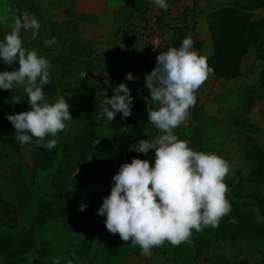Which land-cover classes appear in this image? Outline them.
Masks as SVG:
<instances>
[{"label": "clouds", "instance_id": "9594fccd", "mask_svg": "<svg viewBox=\"0 0 264 264\" xmlns=\"http://www.w3.org/2000/svg\"><path fill=\"white\" fill-rule=\"evenodd\" d=\"M153 2L168 10L166 0ZM5 11L15 15L11 8ZM6 20L7 16L0 15V23ZM40 28L34 15L28 12L15 15L10 32L0 41V58L5 65L18 64V67L0 71V89L12 91L17 85L23 87L31 106L29 110L7 115L19 145L23 147L35 138L38 146L51 150L57 145L54 137L66 131L67 122L73 118L65 97L51 103L46 100L43 89L51 83L52 63L24 46L22 30L31 31V39L35 40ZM171 36L169 33L168 38ZM56 42L52 37L44 44L51 47ZM193 45L194 40L186 36L178 48L159 52L156 66L145 74L144 86L150 99L143 98L156 106L148 110V122L159 134L132 143L130 149L144 154L154 150V165L139 157L122 163L112 177L110 194L98 208V215L106 216L104 223L109 233L119 234L123 241L139 246L145 255H151L154 248L165 242L173 246L191 243L193 230L199 233L207 227H218L220 220L231 213L229 187L225 182L230 163L215 153L194 150L188 141L175 134V129L188 120L196 106V93L214 74L209 58ZM135 79L131 72L126 74V80ZM103 104L108 121H113L117 113L122 114V119L129 117L133 97L128 84L115 85L110 97L105 93ZM85 207L81 204L79 210ZM230 222L236 221L230 218ZM53 264H60L59 259Z\"/></svg>", "mask_w": 264, "mask_h": 264}, {"label": "trees", "instance_id": "16d2710c", "mask_svg": "<svg viewBox=\"0 0 264 264\" xmlns=\"http://www.w3.org/2000/svg\"><path fill=\"white\" fill-rule=\"evenodd\" d=\"M263 7L264 0H247L244 5L234 2L207 12V32L212 46V54L208 58L210 66L214 69L213 76L223 79L240 78L243 60L251 46H255L256 58L264 60V16L254 15V11ZM26 8V0H21V4L15 5V15L26 12ZM192 11L193 9H187L186 13L192 26L174 30L179 46L184 39L183 33L188 29H194V21L190 14ZM54 27V24L51 23V37H55L57 41L53 46H57L59 52L56 57H52L51 61L60 64V78L55 82L50 74L51 83L44 86L43 90L46 97L53 96L57 90L66 94V100L71 105L69 111L73 118L75 130L67 139L57 142L56 147L51 150L38 146L35 138L31 143H28L34 149L32 175L39 171H51L49 185L52 189L53 208H46L44 202L39 200L36 213L30 224L22 226L16 233L14 230L17 228L24 205L20 203V205L15 206L13 203L3 200L0 192V226L7 229V232L0 233V257L3 264H14L19 256L35 250L37 247L35 239L37 229L57 217L63 218L66 222L72 219L70 226L75 232L82 234L78 251L83 256L87 255L95 239L106 227L98 225L92 219V212L88 207L78 212L73 218L67 215V199L72 192L71 188L76 185L75 170L87 167L98 176L105 174L114 176L122 163L131 162L133 157L144 158V153L130 149L132 143L141 139L156 137V133L150 128L149 122L145 121V115L143 117L138 115L140 110L142 111V102L138 93V86L134 81H124L128 84L133 97L132 114L122 119V114L117 113L113 121H108L109 133L99 134V122H97L99 83L83 80L88 84L81 88L77 81L70 80L74 69L68 65V61L71 55L83 54V68L81 69L88 70L99 67H95V61L92 58L85 57V47L79 49L68 44V38L56 31ZM128 28L131 37L132 22L128 24ZM24 33L22 30L21 36ZM194 45L196 48L200 47L197 43ZM63 50H66L67 54H62ZM124 50L130 51L135 56L138 54L130 44V40L124 44ZM42 56L46 59L49 58L46 54ZM112 73L114 76L113 86L117 78L115 72L112 71ZM240 98V106L227 109L225 119L228 117L232 123H239L251 132L261 131V128L252 123L247 115L252 110L256 100H264V70L260 72L255 84L243 87ZM0 101L28 103L25 93L3 89H0ZM198 113L200 118H204L201 114V108L195 111L193 117L197 118ZM262 129H264V124ZM14 134L15 129L10 130L4 137L0 151H3V154L10 153L16 156L19 164L26 168L27 163L17 141L14 139ZM58 157H61L62 160L55 165ZM244 158L249 168L245 175L238 177L230 192L227 193V198L231 204L230 215L224 216L218 227H207L199 233L193 230L191 243L194 246L190 250L193 260L203 259L205 264H230L224 254L207 255L210 247L221 241L235 243L255 240L264 246V194L260 189V186L264 184V147H261L255 138L249 137ZM16 194L24 203L25 198L29 197L32 191L26 182H23ZM230 218L236 222H230ZM119 244L118 235L109 233V236L104 240V247L101 252L109 254ZM41 246L46 251L48 244L42 242ZM89 261L94 262V260ZM258 264H264V253Z\"/></svg>", "mask_w": 264, "mask_h": 264}, {"label": "rangeland", "instance_id": "374dc122", "mask_svg": "<svg viewBox=\"0 0 264 264\" xmlns=\"http://www.w3.org/2000/svg\"><path fill=\"white\" fill-rule=\"evenodd\" d=\"M108 1L109 3L105 2V4L109 6V10L112 12L115 20H118V18L125 20L122 26L116 25L111 27V24H103L100 27L99 32L95 31V29L91 26H95L100 23L99 16L97 17L95 12L88 11V9L83 8V0H69L65 17L59 19L61 22L58 25L57 21L51 23L54 24L56 31L68 38V44H72L79 49L83 48V45L85 46L83 36H88V39H85L86 42H88L85 46V57L92 58V60L95 61V67L107 68L115 72L114 74L117 80L112 86L113 88L121 82L128 81L126 80L127 73H133L132 69L123 67L120 63L121 58L119 56L121 44L124 47V44L128 40H130V44H132L128 24L131 23V20L129 19L131 16L130 14L135 8L130 7L126 9L123 5L112 7L110 4L115 5L116 2L113 0ZM246 1L247 0H227L225 3L230 4L239 2L244 5L246 4ZM26 2V12L29 9V11L32 10V14H35L36 10L34 1L32 2L31 0H26ZM16 4H21V0H0V15L7 16V20L4 23H0V41H2L4 36L10 32L15 20V16L12 13L6 12L5 9L13 8V11L15 12ZM30 4L31 8L29 7ZM254 15L264 16V7L254 11ZM162 18H164V15L160 16L158 22H160V19ZM200 23L202 26L207 28L206 16L200 18ZM50 34L51 32H49V36ZM42 37L43 34L40 30L39 36L35 40L31 39V31L25 32L22 36L24 46L28 50H36L40 55L46 54L49 57L47 59L53 65V68L50 69V74L56 82L60 78V64L55 61H51V59L52 57H56L58 55V47H46ZM193 47L196 49L195 45H193ZM61 53L65 55L67 54V51L63 50ZM68 65L74 69V73L70 77V80L77 81L81 88L87 85L88 83L78 78L77 75V72L83 68V54L71 55ZM262 70H264V60L256 58L255 46H251L242 63V76L237 79L238 83H236V85H238V90L236 91V96L228 106V109H232L234 106H240V97L242 96L243 87L255 84ZM209 78L216 77L211 75ZM141 91L139 93L138 90V93L140 94L143 110L144 96H142ZM212 94L213 93L211 92L209 95L212 96ZM60 97H65L66 99V94L57 90L53 96L46 97V100L51 103L55 102ZM30 107L29 103L0 101V148L2 147L4 137L7 136L10 130L14 129L12 124L8 121L7 115L29 110ZM138 115L140 117L144 116L141 110ZM247 118L252 123L259 126L261 131L251 132L239 123H232L228 117L225 120H207L211 129L215 128L216 130H220L216 131V135L213 137L216 140L220 137L221 140L224 138L232 148V157L230 162L231 170L225 181L229 187V192L238 177L240 175H245L249 168L244 158V151L249 137L255 138L259 142V145L264 147V129H262L264 124V100L255 101V104L252 110L248 113ZM145 121L148 122V115L146 114ZM107 124L108 119L106 115H104L98 124L99 134L105 135L109 133ZM149 125L157 136V130L154 125L151 123H149ZM74 130V122L71 120L70 122H67V130L60 132L54 138L57 142L62 139H67ZM52 138L53 137H49L48 139ZM17 144L20 147L27 163L26 168H23L19 164V160L16 156L10 153L3 154V151H0L1 196L3 197V200L13 203L15 206L20 205V203L24 205L23 211L18 219L17 228L14 230L16 233L22 226L30 224L32 217L36 213L39 200L44 202V206L46 208L54 207L51 197L52 189L49 185L51 171H39L35 175H32L31 170L34 159V149L28 144H25L23 147H21L18 142ZM143 159H145V155ZM61 160L62 158L58 157L55 165H57ZM112 177L113 175L109 174L98 176L87 167H81L75 170L74 180L76 185L71 188L72 192L69 194L67 199V215L71 218L75 217L77 213L80 212V205L85 204V208L88 207L91 209L92 219L98 225L104 227L106 216L98 215V208L101 206L103 198L107 195L98 194L97 191L103 186L112 185ZM23 182H26L32 191V194L25 198L24 203L16 194ZM260 189L264 194V184L260 186ZM71 222L72 219H69L68 222H66L63 218L57 217L39 227L35 234L37 242L36 249L19 256L17 258V262L14 264H53V261L56 259H59L60 264H205L203 259H192L190 250L194 246L193 243H182L179 246H173L170 243L165 242L163 246L154 248L151 255H145L142 253L139 246H132L129 242L123 241L119 234L117 235L120 239V244L117 245L109 254L101 252L104 247V240L109 236V231H106L107 228L103 229V231H101L99 236L95 239L90 252L83 256L78 251V247L82 240V234L75 232L72 229L70 226ZM4 232H7V229L0 226V233ZM42 242H46L48 244L46 251L45 249L43 250V247L41 246ZM219 253L224 254L230 264H258L263 257L264 246L261 242L255 240L238 241L235 243L221 241L212 245L208 250L207 255L213 256ZM89 260H94V262L91 263ZM105 260H107V262H105ZM0 264H3L1 257Z\"/></svg>", "mask_w": 264, "mask_h": 264}, {"label": "crops", "instance_id": "0c3cea01", "mask_svg": "<svg viewBox=\"0 0 264 264\" xmlns=\"http://www.w3.org/2000/svg\"><path fill=\"white\" fill-rule=\"evenodd\" d=\"M34 1L35 5V14H32V10L28 13L30 15H34L40 22L41 28L40 32L43 34V41L46 39H51V34L49 36V25L52 22L57 21V25L61 22L59 19L65 17V13H67V5L69 4V0H31ZM116 2L112 7L123 5L124 8H135L133 12H131L130 20L133 23L135 21L136 16H144L146 18L152 17L156 11H159L157 5L154 4L153 0H113ZM172 0H166V3ZM187 6V9H193L190 13L191 18L194 21V29L186 30L183 35L184 38L186 36L191 37L194 43L200 45L199 48H196L200 52V54L209 57L212 54V46L210 37L207 32V28L201 25L200 18L205 17L207 12L222 6L226 5L227 0H183ZM108 0H83V8L88 9V11H93L99 16L100 23L95 26H91L95 29V31L100 30V27L103 24H111V27L116 25L122 26L125 20L119 19L115 20L112 12L109 10V6L105 4ZM140 2V3H139ZM139 6H142L141 8ZM31 8V4L29 6ZM111 8V7H110ZM140 8V9H138ZM194 14V15H193ZM164 19V18H163ZM162 19V20H163ZM89 25V24H88ZM111 30V28H110ZM85 39H88V36H83V40L85 42V46L88 42ZM209 43V44H208ZM83 45V47H85ZM120 63L124 68H129L134 71L136 67L137 57L132 54L130 51L126 52L124 50L123 45L120 46ZM86 50V47H85ZM156 66L153 64L149 72ZM18 67V64H13L11 66L5 65L0 58V71L3 70H13ZM213 76V75H212ZM215 77V76H214ZM213 79V80H211ZM239 79V78H237ZM237 79H223V78H208L207 81L200 87L197 95V104L191 109L190 116L188 120L182 124L179 128L175 129V134L177 132V136L180 139L186 140L189 143V146L194 150L203 151L207 153H215L229 163L231 162V146L221 137L216 140L213 136L216 135V131H220L219 129H211L210 125H208L207 120H225L227 115L228 106L234 100L236 96V91L238 90V85H236ZM232 81V82H230ZM139 93L141 91L142 96L148 97L150 99L149 90L144 86H138ZM12 92L16 93H24L23 87L15 86ZM213 93L210 96V93ZM147 95V96H146ZM156 106L154 104H148V100L144 99L143 101V115H148V110H153ZM201 108L202 115L204 118H200L199 113L197 114V118H194L193 115L195 111ZM145 113V114H144ZM202 119V120H201ZM157 131V135H158ZM222 136V134H221ZM145 159H148L151 164L154 165L155 162V151L150 150L147 154H145Z\"/></svg>", "mask_w": 264, "mask_h": 264}, {"label": "built area", "instance_id": "2783aa9c", "mask_svg": "<svg viewBox=\"0 0 264 264\" xmlns=\"http://www.w3.org/2000/svg\"><path fill=\"white\" fill-rule=\"evenodd\" d=\"M168 10L160 9L155 14L146 18L144 16H136L132 23L131 39L132 47L138 52L136 67L132 73L137 79L134 83L137 86H142L144 83L145 74L149 72L150 67L156 64V57L159 52L166 51L169 47H179L174 30L176 28H190L191 20L187 17V6L183 0H172L167 3ZM164 15V19L160 16ZM172 33L171 38L168 34ZM87 73V75H82ZM78 78L88 82L99 83L98 102L99 109L97 122H100L103 114V104L105 93L107 96L113 95V73L107 68H92L88 70H79ZM112 185H106L100 188L97 193L101 195L110 194Z\"/></svg>", "mask_w": 264, "mask_h": 264}]
</instances>
